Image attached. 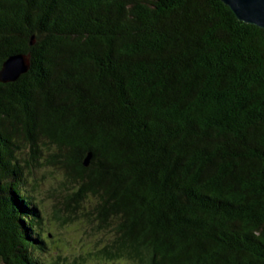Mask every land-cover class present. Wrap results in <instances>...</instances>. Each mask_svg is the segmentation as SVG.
Returning <instances> with one entry per match:
<instances>
[{
    "label": "trees",
    "instance_id": "16d2710c",
    "mask_svg": "<svg viewBox=\"0 0 264 264\" xmlns=\"http://www.w3.org/2000/svg\"><path fill=\"white\" fill-rule=\"evenodd\" d=\"M21 53L0 264L65 262L28 189L44 153L67 178L52 219L107 238L79 264H264V29L222 0H0V70Z\"/></svg>",
    "mask_w": 264,
    "mask_h": 264
},
{
    "label": "rangeland",
    "instance_id": "374dc122",
    "mask_svg": "<svg viewBox=\"0 0 264 264\" xmlns=\"http://www.w3.org/2000/svg\"><path fill=\"white\" fill-rule=\"evenodd\" d=\"M47 153L40 160L37 168L32 170L29 175L30 189L35 191L31 194L42 210L43 221L42 228L44 235L49 236L48 245H46V258L53 263L58 257H63L64 264H73L74 260L78 264V259L85 256V253L92 250L93 245L99 249L104 243V235L96 233L95 228L86 229L80 222L69 225H59L52 219L53 206L58 196L55 195L56 189L61 188L63 182H66V172L59 165H50L46 162ZM76 188V187H75ZM75 188L73 190H75ZM90 263L94 264L92 259Z\"/></svg>",
    "mask_w": 264,
    "mask_h": 264
},
{
    "label": "water",
    "instance_id": "95a60500",
    "mask_svg": "<svg viewBox=\"0 0 264 264\" xmlns=\"http://www.w3.org/2000/svg\"><path fill=\"white\" fill-rule=\"evenodd\" d=\"M230 7L236 17L250 25L264 29V0H222ZM35 44V37H32L31 45ZM31 68L30 56L26 54H15L10 56L0 70V83H13L27 74ZM91 154L86 158L85 165L88 166Z\"/></svg>",
    "mask_w": 264,
    "mask_h": 264
},
{
    "label": "bare ground",
    "instance_id": "6f19581e",
    "mask_svg": "<svg viewBox=\"0 0 264 264\" xmlns=\"http://www.w3.org/2000/svg\"><path fill=\"white\" fill-rule=\"evenodd\" d=\"M92 163V162H91ZM88 212V211H87ZM22 250V249H21ZM24 253V252H23ZM28 256V255H27ZM79 264V263H78Z\"/></svg>",
    "mask_w": 264,
    "mask_h": 264
}]
</instances>
